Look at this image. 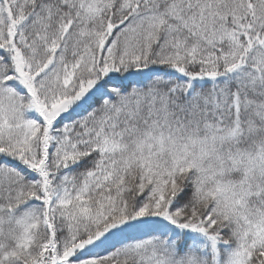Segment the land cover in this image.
Segmentation results:
<instances>
[{
  "label": "snow or ice",
  "instance_id": "1",
  "mask_svg": "<svg viewBox=\"0 0 264 264\" xmlns=\"http://www.w3.org/2000/svg\"><path fill=\"white\" fill-rule=\"evenodd\" d=\"M0 264H264V0H0Z\"/></svg>",
  "mask_w": 264,
  "mask_h": 264
}]
</instances>
